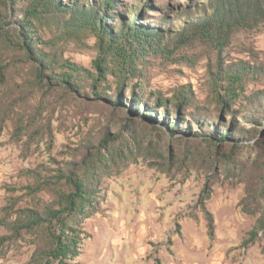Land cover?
<instances>
[{
  "label": "rangeland",
  "instance_id": "rangeland-1",
  "mask_svg": "<svg viewBox=\"0 0 264 264\" xmlns=\"http://www.w3.org/2000/svg\"><path fill=\"white\" fill-rule=\"evenodd\" d=\"M117 1V10L140 8L143 12L138 13L137 21L144 28L157 27L163 33L137 60L140 72L124 89L128 98L133 85L144 99L150 92L171 96L186 86L194 106L216 120L211 72L219 63L231 66L228 71L242 73L236 82L239 97L234 108L247 112L243 107L248 99L264 91V15L221 34L198 33L179 43L178 34L184 26L211 15L217 2L225 1ZM8 13L11 21L16 14L12 9ZM50 35L44 33V37ZM60 45L65 58L92 69L96 57L92 35L85 37L84 43L71 39ZM26 78V64L11 51V84L23 82L27 86ZM108 78L109 85L114 86L113 77ZM221 81L226 83L224 78ZM25 92L30 93L29 89ZM34 92L36 97L29 96V101L40 125L34 139L14 137L10 121L0 131V221L11 218L5 215L4 206L31 182L28 171L40 164L51 169L62 166L75 158L79 146L98 140L103 127L117 130L125 115L102 103L81 101L61 88L42 101L38 100L41 92ZM191 110L197 109L188 108L186 112ZM224 120L228 123L230 116ZM237 120L246 135L255 131L253 139L239 146L230 141L217 146L202 139L170 141L165 133L151 134L141 124L130 126L124 135H131L139 143L128 149L129 160L119 175L101 178L99 211L82 220L79 254L68 264H155L156 260L160 264H264L262 238L247 247L241 245L264 211V123ZM203 191L209 194L204 204L213 215L212 236L205 211L198 203ZM243 199L255 214L241 210ZM7 232L0 224V235ZM24 238L10 241L0 255V264L29 262L35 246L28 236Z\"/></svg>",
  "mask_w": 264,
  "mask_h": 264
},
{
  "label": "trees",
  "instance_id": "trees-1",
  "mask_svg": "<svg viewBox=\"0 0 264 264\" xmlns=\"http://www.w3.org/2000/svg\"><path fill=\"white\" fill-rule=\"evenodd\" d=\"M224 1L217 2L211 15L184 26L177 41L185 43L198 33L221 34L264 15V0ZM117 5V0H0V131L10 121L14 137L34 139L40 125L29 96L35 98L36 90L41 92L39 101L61 88L81 101L102 103L125 113L117 130L103 127L98 140L79 146L73 154L75 158L62 166L51 169L40 164L28 171L31 182L4 206L5 215L11 218L0 221L8 231L0 235V255L10 241L28 236L35 248L27 264H68L75 258L82 241V220L99 211L101 178L119 175L129 160L128 149L139 143L131 135H124L130 126L141 124L151 134L165 133L170 141L202 139L213 146L230 141L239 146L253 139L255 131L246 135L238 117L257 125L264 123V91L248 99L243 107L247 112L234 108L239 97L236 82L242 73L236 69L228 71L232 67H222L220 63L211 72L216 120H211L203 108L194 106L191 90L186 86L171 96L150 92L144 99L133 85L129 98L125 96L126 83L140 72L137 60L150 42L159 40L163 33L157 27L144 28L137 21L138 13L143 12L140 8L124 12L117 10ZM8 9L16 14L11 21ZM46 31L51 35L44 37ZM90 35L96 48L92 69L63 56L61 43L71 39L84 43ZM11 51L27 66V86L23 82L11 84ZM109 75L114 86L109 85ZM111 89L113 92L108 94L106 91ZM188 108L197 110L186 112ZM226 115L230 116L228 123L224 120ZM238 131L241 134L235 136ZM47 132L50 134L48 129ZM130 153L133 155L132 150ZM262 188L264 197V182ZM208 195L203 191L198 203L205 211L212 236L214 219L204 204ZM244 201L239 203L241 210L255 214ZM261 238L264 253V211L241 245L247 247ZM155 264L160 263L156 260Z\"/></svg>",
  "mask_w": 264,
  "mask_h": 264
}]
</instances>
